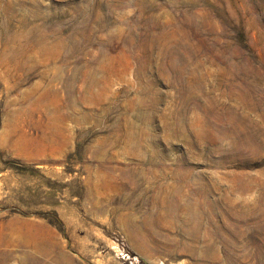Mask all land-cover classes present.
I'll return each mask as SVG.
<instances>
[{
  "label": "rangeland",
  "instance_id": "1",
  "mask_svg": "<svg viewBox=\"0 0 264 264\" xmlns=\"http://www.w3.org/2000/svg\"><path fill=\"white\" fill-rule=\"evenodd\" d=\"M260 261L264 0H0V264Z\"/></svg>",
  "mask_w": 264,
  "mask_h": 264
},
{
  "label": "bare ground",
  "instance_id": "2",
  "mask_svg": "<svg viewBox=\"0 0 264 264\" xmlns=\"http://www.w3.org/2000/svg\"><path fill=\"white\" fill-rule=\"evenodd\" d=\"M186 195H187V194H186ZM186 195H185V196H186ZM193 202H194V201H193ZM187 206H188V205H187ZM190 206H191V205H190ZM188 208H189V207H188ZM198 208H199V206H198ZM193 210H194V209H193ZM193 210H192V211H193ZM194 211L196 212L197 210H194ZM201 211H202V210H201ZM203 211H204V210H203ZM197 214H198V213H197ZM202 214H203V213H202ZM202 214H201V215H202ZM198 216H199V215H198ZM203 216H204V215H203ZM207 217H208V216H207ZM192 219H194V217H193ZM206 221H207V220H206ZM204 222H205V221H204ZM190 224H191V223H190ZM196 224H197V223H196ZM196 224H195V225H196ZM206 226H207V225H206ZM209 227H210V226H209ZM193 229H194V228H193ZM214 229H215V230H214V233H215V235L218 237V234H220V232H221V231H220V226H219V228H214ZM206 230H207V229H206ZM189 231H190V230H189ZM211 231H212V230H211ZM233 231H234V230L232 229V224H231V227H229V228L226 230V234H227L230 238H232V237H231L232 235L230 236L229 234H231ZM223 232H225V231H223ZM230 232H231V233H230ZM207 233H208V231H207ZM191 234H193V233H191ZM232 234H233V233H232ZM193 235H194V234H193ZM240 236L242 237V234H240ZM229 237H228V239H229ZM229 240H230V239H229ZM229 242H230V241H229ZM229 242H228V243H229ZM226 244H227V243H226ZM257 246L259 247V245H257ZM240 248H241V252L244 253V252H245V251H244V250H245L244 244L241 245ZM226 249H228V250L230 249V251H231V249H232V248H231V244H230V245L227 244V245H226ZM259 249H260V248H259ZM260 264H262V261H260Z\"/></svg>",
  "mask_w": 264,
  "mask_h": 264
}]
</instances>
